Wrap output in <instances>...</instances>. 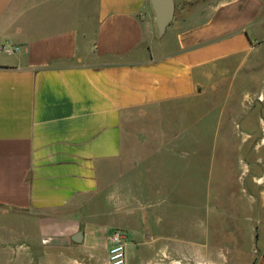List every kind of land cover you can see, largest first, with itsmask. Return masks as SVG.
<instances>
[{
  "label": "crops",
  "instance_id": "1",
  "mask_svg": "<svg viewBox=\"0 0 264 264\" xmlns=\"http://www.w3.org/2000/svg\"><path fill=\"white\" fill-rule=\"evenodd\" d=\"M174 1L160 34L151 0H95L89 15L82 0H0L5 251L39 249L42 264H107L110 235L121 230L133 243L128 264H194L198 252L214 264H264V251L242 256L236 237L233 250L224 245V217H212L209 202L191 223L167 211L161 182L174 189L194 166L204 171L202 152L195 164L183 153L188 135L168 133L173 142L151 160L145 135L129 130L149 109L199 99L222 116L238 101L223 156H239L238 181L253 190L244 218L253 232L254 206L264 211V0Z\"/></svg>",
  "mask_w": 264,
  "mask_h": 264
},
{
  "label": "rangeland",
  "instance_id": "2",
  "mask_svg": "<svg viewBox=\"0 0 264 264\" xmlns=\"http://www.w3.org/2000/svg\"><path fill=\"white\" fill-rule=\"evenodd\" d=\"M84 1L81 2L82 13L89 15L90 10L88 9L91 7V2L93 4L95 0H91L88 5ZM163 39L165 41L173 40L170 29ZM233 72L231 73L233 74ZM234 107H238V101L231 100L223 109V115L220 116L221 108L213 109L200 102L199 99H195L183 103L182 106L168 105L162 108L149 109L145 118L130 120L129 130L137 135H145L146 149L143 148L141 152L145 154L147 159L151 158V160L155 150L158 149L157 147L162 143H166L168 147L173 142L169 139L168 133H180L182 137L188 135L189 150L183 153L189 154V159H193L195 164L199 158L197 153L201 154L202 152L205 160L204 171L198 172L194 166L187 185L179 183L178 187H174V189H171L168 183L161 182L159 195L167 202L166 205L169 207L167 211L174 214L177 219H183L189 223L196 218L195 216L206 212V208L209 207L206 202H209L211 215L217 216L219 213L221 217H224L218 222L216 220V230L219 231L220 235L222 234L224 245L233 250L234 238L236 237L240 243L242 256L245 257L251 256L254 250L259 254L264 251V211L260 210L259 205L258 208L254 206L252 210L254 215H251L255 218L254 229L253 232H250L249 221L244 218L251 214L249 203L253 190L249 180L242 181V184L238 181L240 178H237L239 174L236 172L234 163L239 160V156H231V159L223 156L225 153L223 151L224 143L234 145L233 140L223 141L222 139V131L230 133L234 131V113L239 111L238 108L234 109ZM156 137L165 139H155ZM132 143L134 141L131 140ZM230 152L233 153L234 150L231 149ZM206 166H209L208 172H206ZM167 172H169L168 167ZM226 172L232 174V177H226L228 175ZM207 179L209 180V187L206 186ZM203 202L205 208H202ZM213 215L212 217H214ZM261 218L263 224L257 222ZM227 254H233V252L227 251ZM41 256L42 252L39 249L34 251L25 249L11 253L0 246V264H42ZM149 256H152V253H148L147 258ZM221 257L223 256L221 255ZM14 258L16 260H13ZM226 258L233 259V256H226ZM243 262L248 264L245 259ZM194 264L214 263H212V257L209 254L198 252L195 253Z\"/></svg>",
  "mask_w": 264,
  "mask_h": 264
},
{
  "label": "water",
  "instance_id": "3",
  "mask_svg": "<svg viewBox=\"0 0 264 264\" xmlns=\"http://www.w3.org/2000/svg\"><path fill=\"white\" fill-rule=\"evenodd\" d=\"M151 6L155 15V22L160 34H164L172 24L175 18V1L174 0H151ZM78 237H81L79 234ZM76 242H81L77 240Z\"/></svg>",
  "mask_w": 264,
  "mask_h": 264
},
{
  "label": "built area",
  "instance_id": "4",
  "mask_svg": "<svg viewBox=\"0 0 264 264\" xmlns=\"http://www.w3.org/2000/svg\"><path fill=\"white\" fill-rule=\"evenodd\" d=\"M110 244L111 245L108 250L107 264H128V234L121 230H115L110 235Z\"/></svg>",
  "mask_w": 264,
  "mask_h": 264
},
{
  "label": "flooded vegetation",
  "instance_id": "5",
  "mask_svg": "<svg viewBox=\"0 0 264 264\" xmlns=\"http://www.w3.org/2000/svg\"><path fill=\"white\" fill-rule=\"evenodd\" d=\"M132 245H133L132 239H130V237H129L128 251H129V248H131ZM127 259H128V252H127Z\"/></svg>",
  "mask_w": 264,
  "mask_h": 264
}]
</instances>
